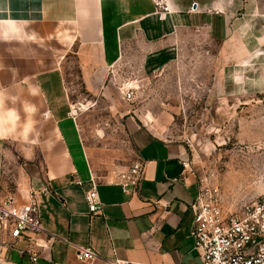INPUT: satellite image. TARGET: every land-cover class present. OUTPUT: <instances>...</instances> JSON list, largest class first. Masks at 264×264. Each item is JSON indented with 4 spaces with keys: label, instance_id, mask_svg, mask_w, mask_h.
<instances>
[{
    "label": "crops",
    "instance_id": "0c3cea01",
    "mask_svg": "<svg viewBox=\"0 0 264 264\" xmlns=\"http://www.w3.org/2000/svg\"><path fill=\"white\" fill-rule=\"evenodd\" d=\"M169 6L161 13L151 0H0V197L23 203L34 194L41 220V230L29 234L33 242L6 250L0 264L200 263L191 236L200 178L186 146L130 118L123 126L143 165L140 181L124 188L119 176L128 167L98 175L79 106L88 102L74 106L63 70L74 53L88 94L135 55L142 75L158 73L178 58L186 33L228 39L248 18L249 0ZM94 188L103 208L98 217L89 215L86 201ZM80 247L99 258L80 261Z\"/></svg>",
    "mask_w": 264,
    "mask_h": 264
},
{
    "label": "rangeland",
    "instance_id": "374dc122",
    "mask_svg": "<svg viewBox=\"0 0 264 264\" xmlns=\"http://www.w3.org/2000/svg\"><path fill=\"white\" fill-rule=\"evenodd\" d=\"M181 39L178 58L160 72L142 75L135 55L109 70L93 94L84 90L77 56L66 58L74 106L88 102L80 105H87L94 167L105 177L137 162L123 126L134 118L183 143L200 180L218 187L226 206L239 208L264 195V0H249L248 18L228 39L195 32ZM129 87L136 89L133 102L125 100Z\"/></svg>",
    "mask_w": 264,
    "mask_h": 264
},
{
    "label": "built area",
    "instance_id": "2783aa9c",
    "mask_svg": "<svg viewBox=\"0 0 264 264\" xmlns=\"http://www.w3.org/2000/svg\"><path fill=\"white\" fill-rule=\"evenodd\" d=\"M151 1L158 12H171L169 0ZM124 95L127 102H133L136 89L129 87ZM142 171V163L136 162L120 174L124 188L137 185ZM86 201L91 217L103 215L96 188L86 194ZM191 209L194 214L191 236L200 257L199 264H264V195L239 208H230L225 205L218 187L200 180V190ZM40 230V210L34 194L23 203L13 195L0 197V262L6 250L15 249L20 241L32 243L29 234ZM77 252L83 262L99 258L91 248L80 247ZM105 264L137 263L116 258Z\"/></svg>",
    "mask_w": 264,
    "mask_h": 264
},
{
    "label": "clouds",
    "instance_id": "9594fccd",
    "mask_svg": "<svg viewBox=\"0 0 264 264\" xmlns=\"http://www.w3.org/2000/svg\"><path fill=\"white\" fill-rule=\"evenodd\" d=\"M3 111H4V97H3V95H0V112H3ZM29 111L35 112L36 109H35V107H32L31 109H29ZM8 113H9V115H14L15 114V110H8ZM15 119L16 120H19V116L18 115H15ZM28 130H29L28 129V126L26 125L25 126V129H24L25 133Z\"/></svg>",
    "mask_w": 264,
    "mask_h": 264
},
{
    "label": "bare ground",
    "instance_id": "6f19581e",
    "mask_svg": "<svg viewBox=\"0 0 264 264\" xmlns=\"http://www.w3.org/2000/svg\"><path fill=\"white\" fill-rule=\"evenodd\" d=\"M85 108H87V105H80V109L84 110ZM86 110V109H85ZM78 113V111H76Z\"/></svg>",
    "mask_w": 264,
    "mask_h": 264
},
{
    "label": "water",
    "instance_id": "95a60500",
    "mask_svg": "<svg viewBox=\"0 0 264 264\" xmlns=\"http://www.w3.org/2000/svg\"><path fill=\"white\" fill-rule=\"evenodd\" d=\"M78 113L76 111H73V115L76 116Z\"/></svg>",
    "mask_w": 264,
    "mask_h": 264
}]
</instances>
